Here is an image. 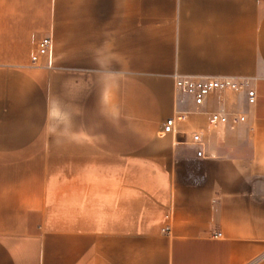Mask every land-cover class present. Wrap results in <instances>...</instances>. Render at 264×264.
Masks as SVG:
<instances>
[{"label":"crops","instance_id":"0c3cea01","mask_svg":"<svg viewBox=\"0 0 264 264\" xmlns=\"http://www.w3.org/2000/svg\"><path fill=\"white\" fill-rule=\"evenodd\" d=\"M0 264H264V0H0Z\"/></svg>","mask_w":264,"mask_h":264},{"label":"built area","instance_id":"2783aa9c","mask_svg":"<svg viewBox=\"0 0 264 264\" xmlns=\"http://www.w3.org/2000/svg\"><path fill=\"white\" fill-rule=\"evenodd\" d=\"M53 49V39L50 36L42 37L38 42L37 51L32 56L33 63H38L42 57L48 56L49 64H52L51 54ZM175 83L179 94L190 96L197 108L204 106L209 97L215 92L226 91H246L248 94V101L255 104L257 101L256 91L251 88L249 79H236L233 77H212V76H192L180 75L174 76ZM233 118L234 121H245L246 117L240 113H230L222 110H214L210 112V124L219 125L226 123ZM187 119L186 111H179L176 115L169 117L162 130L163 134L175 133L179 123L185 122ZM194 145L201 147L198 149L199 156L204 155L205 139L200 131H195L192 134V141Z\"/></svg>","mask_w":264,"mask_h":264}]
</instances>
